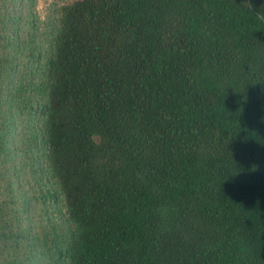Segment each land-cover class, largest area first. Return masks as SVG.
<instances>
[{"label": "trees", "instance_id": "1", "mask_svg": "<svg viewBox=\"0 0 264 264\" xmlns=\"http://www.w3.org/2000/svg\"><path fill=\"white\" fill-rule=\"evenodd\" d=\"M17 1L0 0V154L7 112L42 119L29 167L71 225L44 263L264 264V0H66L25 50Z\"/></svg>", "mask_w": 264, "mask_h": 264}, {"label": "rangeland", "instance_id": "2", "mask_svg": "<svg viewBox=\"0 0 264 264\" xmlns=\"http://www.w3.org/2000/svg\"><path fill=\"white\" fill-rule=\"evenodd\" d=\"M65 1L18 0L14 3L23 7L22 23L30 22L35 27L32 44L27 41L28 26L22 27L18 33L24 50L37 44L40 48L46 45L48 24L58 18L59 7ZM9 55L14 68V84L21 80L26 85L29 80L25 70L30 61L25 53L19 56L11 50ZM33 84L34 88L42 90L36 79ZM9 112L7 115L13 127L5 137L8 155L0 154V264H45L44 252L50 248L51 239L62 237L64 232L69 234L71 225L60 197L56 202L48 197L51 205L42 203V192L53 194L56 190L54 180L49 179L50 185L39 191L36 177L29 167L33 161L29 150H42L43 156L45 154L44 146L32 147L33 137L41 142L42 119L22 115L15 110Z\"/></svg>", "mask_w": 264, "mask_h": 264}]
</instances>
